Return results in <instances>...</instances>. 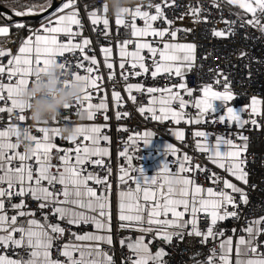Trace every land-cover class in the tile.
<instances>
[{
  "label": "snow or ice",
  "instance_id": "obj_1",
  "mask_svg": "<svg viewBox=\"0 0 264 264\" xmlns=\"http://www.w3.org/2000/svg\"><path fill=\"white\" fill-rule=\"evenodd\" d=\"M226 3L242 13H236V19L221 15L218 21L196 0L195 4L188 3L178 17L169 18L166 9L177 6L176 0H149L147 9L154 12L146 10L144 4L124 7L114 15L115 29L111 32L107 4H103L102 13L98 9L88 10L90 6L85 5L103 66L108 70L107 86L112 89L117 121L129 117V112L122 110L121 91L116 90L121 83L115 68L118 63L127 100L136 105L140 102L134 93L147 94V104L140 103L137 109L142 116L150 115L152 121H169L175 125L181 122L196 126L234 125L238 130L234 136L214 135L205 130L192 133L195 149L236 182L194 161L187 153L179 156L180 150L173 144L165 148V155L175 158L173 167L165 163L149 178L141 166H135L132 153L139 151L140 144L148 146L155 133L145 130L127 137L118 153L124 163L117 174L115 215L119 229L135 231L138 235L135 239H119L121 247H126L129 253L123 256L121 264H168L165 257L169 253L160 244L171 246L174 237L183 240L185 236L197 238L201 245L212 243L206 264H264V211L251 216L245 211L248 208L254 212L248 189L257 185L250 184L247 165L252 155L251 131H264V99L252 95L250 103L243 107L230 106L237 94L223 70L209 69L213 72L212 83H204L198 89L189 87L184 78L196 60L197 45L178 41V34L192 31L176 25V19L182 21L185 16L194 24H211V35L215 38H233L239 29L247 27L264 34V0H226ZM211 4L220 8L219 0H211ZM5 8L8 11L0 12V38H3L0 39V114H7L8 120L0 128V264H116L113 255L102 247L114 243L113 169L105 159L110 156L109 148L102 146V142H110L105 131L109 128L110 105L102 87L100 62L95 54H87L93 41L80 31L84 25L77 0H61L58 4L47 0L42 5L12 0ZM38 13L47 16L39 28H28L31 34L13 52L8 47L10 30L27 27L14 17ZM137 19L143 21L142 27L137 25ZM154 22L160 26H154ZM217 22H223L226 27L216 28ZM98 25L102 27L97 29ZM121 27L130 29L131 38H122ZM61 34L67 37L66 41L58 38ZM245 39L250 37L246 35ZM101 40L105 43L101 44ZM133 44L134 50L130 51ZM77 51L81 55L75 63L67 59L58 62L66 53L75 56ZM246 55L245 51L239 52L241 58ZM53 63L69 70L74 79L85 81L86 86L78 100L65 105L64 115L33 127L26 123L28 106L20 99L21 92L34 75L47 71ZM162 74L169 77V83L164 86H146L139 80L129 82L131 77L150 76L155 80ZM247 75L251 77V70ZM172 77L179 82H172ZM197 91L199 94L194 95ZM97 97L99 102H93ZM190 107L196 110L194 114L186 111ZM72 113L84 114L90 122L99 114L105 123L77 124L76 135L65 139L59 125L72 123ZM19 127L24 128L34 144L28 155L16 142ZM173 135L176 140L185 139L183 128H175ZM58 137L74 147H58L54 142ZM54 150L58 163H53ZM89 165L93 170H88ZM200 175L210 182L209 186L198 182ZM130 183L135 187H128ZM201 218L206 228L200 226ZM230 218L243 222L239 229L233 227L228 234L220 223ZM88 227L94 230L89 231ZM238 232L241 234L237 235ZM154 242L155 251L151 247Z\"/></svg>",
  "mask_w": 264,
  "mask_h": 264
},
{
  "label": "built area",
  "instance_id": "obj_2",
  "mask_svg": "<svg viewBox=\"0 0 264 264\" xmlns=\"http://www.w3.org/2000/svg\"><path fill=\"white\" fill-rule=\"evenodd\" d=\"M153 2H160V0H153ZM190 2L195 4L196 0H176L177 6H175L174 8L166 9V14L169 18L178 17L180 13L185 10V6ZM200 2L218 21L220 20L221 15L225 19H236V13L231 11V9L224 4L223 0H219V9L212 7L211 0H200ZM103 4L104 0H77L80 18L82 20V24L84 25L83 29H80V31L82 32L83 36H87L93 41L92 48L88 50V52H90L91 54H95L100 60V74L104 77L102 87L104 88V91L107 92L108 100L111 103L112 89L107 86L108 70L103 66L101 53L99 52V45L97 44V36L93 31V26L91 25V22L87 16V11L85 10V5H88L90 6L88 10L98 9L102 13ZM147 4L148 3L146 0L144 4L145 9L154 12V9H147ZM107 15L110 19L111 32L115 29V16L111 11H108ZM176 25L192 29V31L190 33H187L186 35L178 34L179 42H192L197 45L196 60L194 61L192 69L186 72L184 78L189 87L198 89L204 83H212L213 72H210L209 69H212L213 71L223 70V72L228 75V78L231 81L233 92L237 94L235 99L230 102V106H234L237 108L243 107L245 104L250 103V98L252 95H257L259 98L264 99V34L260 33L256 29L247 27L239 29L237 35L233 38H215L211 35V24L207 26L204 23L194 24L187 16H185L182 21L176 19ZM154 26H160L159 22H154ZM73 27L74 31L77 30L75 26ZM95 27L99 29L100 27H102V25H98ZM215 27L225 28L226 26L223 22H217L215 23ZM120 31L122 38L123 36L130 37V29H124L123 27H121ZM14 34L17 36L18 41L22 37H25V33H23L22 31H18ZM246 35L250 37V39H245ZM60 39L62 41H66L67 37L63 35L60 37ZM18 43L19 42L10 43L9 47L13 50V52L16 51ZM100 43L103 44L105 43V41L101 40ZM129 50H134V44L129 46ZM240 51H245L247 55L241 58L239 56ZM80 55L81 54L78 51L75 56H73V54L71 53H66L65 57L58 59V62H63L65 59H67L68 61L75 63L76 58H79ZM115 59L118 61L117 54ZM115 68L117 71V79L121 80V83L116 86V90L121 91L124 105L122 110L128 111L129 117L122 118L121 120L117 121L112 109L107 113V115L110 117V120L107 122L110 127L105 131L110 136L111 141L109 143V146L111 148V155L105 159L113 169L111 177L113 183L111 202L113 211L114 243L112 246L103 245L102 247H104L105 251H108L109 254L113 255L116 264H121L123 256L129 253L126 247H121V245L119 244V239L126 237L135 239V237L138 235V233L135 231L119 229L115 215L117 211V174L120 165L124 163L123 158L119 157L118 153L125 146L124 142L127 140V137L129 135H134L136 132L142 133L143 130L149 129L150 131L155 133L154 137L170 139V134L173 129L177 127L183 128L185 131L184 141H175L176 147L180 150L178 155L182 156L184 153H187L193 157L194 161H198L201 165H204L207 168L218 172L223 177H227L226 172L221 169L215 168V166L207 160L205 154L199 153L195 149V140L192 133L197 129H203L205 131L213 133L214 135L222 134L227 136L231 133L234 136L238 130L234 125L232 127H229L227 124L217 123L213 125L205 123L196 126L186 125L183 122H181L180 125H175L174 123L169 121H165L163 123L152 121L150 115L147 118L145 116H142L137 109L140 106V103L145 105L147 104V94L134 93L138 96V101L140 102L136 105H134L131 101H128L127 93L123 91L124 82L119 76L118 63L115 65ZM249 70H251L252 73L250 78L247 75ZM138 80L145 83L146 86H164L169 83V77L167 76V74H162L155 80H153L150 76H147V78L131 77L129 82H137ZM4 82H6V80ZM172 82L178 83L179 79L172 77ZM218 90H222V87ZM198 94V91L194 92V95ZM98 99V97L94 98V100ZM188 111L193 114L195 113V109L191 107ZM64 114L65 111L62 115ZM7 120V114H0V128L6 126ZM71 120L74 124L83 123V121L78 119L77 115H75L74 113L71 114ZM93 122L101 124L105 123L102 115L99 114L97 119H95ZM26 123L30 124L31 122L28 120ZM59 126H62V124ZM119 128H126L127 131L118 130ZM214 135L211 137V139L213 140ZM251 139L253 142L250 145L249 151L250 153H252V155L249 157L247 168L250 172V184H255L257 185V187L255 189H248L251 207L254 209V212L250 211L248 208H245V211L248 212L250 216L259 215L262 211H264V131L252 130ZM57 144L61 147H74V145H72L70 142L61 138L58 139ZM132 154L134 156L135 166L143 167L146 163L145 155L147 154L146 148L143 146V144H140L138 152ZM135 157H140V159H136ZM172 160L173 158H169V162L173 167ZM88 170H93L91 165H89ZM150 174L153 173L151 172ZM197 179L198 182L203 186H209L210 184L209 181L205 180L204 175L198 176ZM128 187L134 188L135 185L130 183ZM29 203L31 204V207L35 208L36 205L34 203H32L31 201ZM39 216L40 214L37 213L38 218ZM242 222L243 221L237 222L230 218L225 222H221L220 227L225 229L228 234H231L230 230L233 227L239 229ZM200 226L202 228H206V224L203 218H201ZM87 230L91 231L93 229L91 227H88ZM239 234L241 233L238 232L237 235ZM160 246L164 247L166 252L169 253V255L165 257V260L168 261V264H206V258L210 254L209 250L213 245L212 243L201 245L198 242L197 238L185 236L183 240H179L174 237L171 246L167 244H160ZM151 247L153 251H155L157 248V244L154 242Z\"/></svg>",
  "mask_w": 264,
  "mask_h": 264
},
{
  "label": "clouds",
  "instance_id": "obj_3",
  "mask_svg": "<svg viewBox=\"0 0 264 264\" xmlns=\"http://www.w3.org/2000/svg\"><path fill=\"white\" fill-rule=\"evenodd\" d=\"M146 0H104L108 11L116 15L122 8L145 4ZM149 3V0H147ZM86 86L83 80L74 79L69 70L62 69L59 63H53L47 71L34 75L31 82L22 90L20 99L28 106L27 118L34 127L44 122H51L62 116L65 105H72L78 100ZM80 120L85 115H78ZM74 123H64L60 133L65 138L76 135ZM16 142L21 146L24 154L32 152L34 144L25 135L24 128L19 127Z\"/></svg>",
  "mask_w": 264,
  "mask_h": 264
},
{
  "label": "crops",
  "instance_id": "obj_4",
  "mask_svg": "<svg viewBox=\"0 0 264 264\" xmlns=\"http://www.w3.org/2000/svg\"><path fill=\"white\" fill-rule=\"evenodd\" d=\"M41 23V22H40ZM40 23L37 25V26H30L28 28H31V29H36V28H39L40 26ZM137 25L142 27L143 26V21L142 20H139L137 19ZM18 32V31H17ZM17 32H12L10 30V34H9V37L11 39V42H19L18 43V47L20 45V43L22 42V39H26L31 33L28 31V29L26 30V33L24 34L25 37H22L19 41L17 40V36L14 34V33H17ZM63 36V34H61L58 38L60 39V37ZM0 39H3V38H0ZM148 39H151V38H148ZM10 46V44L8 45V47ZM18 47L16 49V51L18 50ZM88 55H92L90 52H87ZM118 55V53H117ZM98 58V57H97ZM59 59V58H58ZM101 59H102V62H103V57L101 55ZM119 59V57H118ZM98 61L100 62L99 58H98ZM187 98V97H186ZM108 99V97H107ZM93 102H99V99L98 100H94ZM109 102V100H108ZM109 105H110V110L112 109L115 113V111L117 110L114 105H113V102H109ZM188 109H186V111H188ZM196 111V110H195ZM78 118V116H77ZM79 119V118H78ZM83 121V124H89V123H93V121H87L86 119L82 120ZM110 127V126H109ZM145 130H149V129H145ZM143 130V132L145 131ZM174 130V129H173ZM173 130L171 131V138L170 139H164V138H158V137H153L151 143L148 145V146H144L146 148V151H147V154L145 155V165L142 167L144 169V174L151 178L152 176H154L158 171L159 169L163 166V164L167 163L169 164L170 167L171 166V163L169 162V158H173L171 157L170 155H165V148H166V145L168 144H173L175 147V141H179V140H176L175 139V136L173 135ZM197 130H203V129H197ZM34 133L35 134H39V133H36L35 132V129H33ZM58 139H60L59 137L56 138V140L54 141L56 144L58 143ZM111 141V140H110ZM110 142H102V146H107L109 148V151H110V155H111V148H110ZM58 145V144H57ZM58 147H61L58 145ZM108 158V157H107ZM175 159V158H173ZM53 163H58L57 159H56V153H55V150L53 152ZM153 173V174H150V173ZM229 179H232L233 182H236L234 180V178L232 177H229ZM112 204V202H111ZM94 230V229H93Z\"/></svg>",
  "mask_w": 264,
  "mask_h": 264
},
{
  "label": "trees",
  "instance_id": "obj_5",
  "mask_svg": "<svg viewBox=\"0 0 264 264\" xmlns=\"http://www.w3.org/2000/svg\"><path fill=\"white\" fill-rule=\"evenodd\" d=\"M82 1H86V0H82ZM224 1V4L231 9V5H228L226 3V0H223ZM22 3H27V4H38V3H47V0H21ZM0 4L5 6V1L4 0H0ZM238 12L242 13V10H239L238 9ZM44 20V19H42ZM42 20H29V19H26V20H23V21H20V22H24L27 27L25 29H15L14 27L11 29L12 32H17V31H22L23 33H26V30L28 29V27L30 26H37L40 22H42Z\"/></svg>",
  "mask_w": 264,
  "mask_h": 264
},
{
  "label": "water",
  "instance_id": "obj_6",
  "mask_svg": "<svg viewBox=\"0 0 264 264\" xmlns=\"http://www.w3.org/2000/svg\"><path fill=\"white\" fill-rule=\"evenodd\" d=\"M60 2H61V0H53L54 4H58ZM6 11H8V9H6L5 6L0 4V12H6ZM49 11H51V10H49ZM46 16H47V13H38V14H35V15H31V16L14 17V20H17V21H23V20H26V19H29V20H42Z\"/></svg>",
  "mask_w": 264,
  "mask_h": 264
},
{
  "label": "rangeland",
  "instance_id": "obj_7",
  "mask_svg": "<svg viewBox=\"0 0 264 264\" xmlns=\"http://www.w3.org/2000/svg\"><path fill=\"white\" fill-rule=\"evenodd\" d=\"M5 1V4H10L12 3V0H4ZM43 3H38V4H35V5H42ZM231 7V11L235 12V13H238V8L234 7V6H230Z\"/></svg>",
  "mask_w": 264,
  "mask_h": 264
}]
</instances>
